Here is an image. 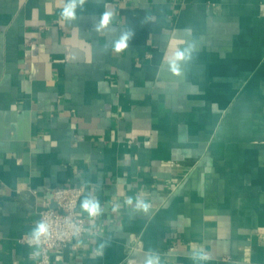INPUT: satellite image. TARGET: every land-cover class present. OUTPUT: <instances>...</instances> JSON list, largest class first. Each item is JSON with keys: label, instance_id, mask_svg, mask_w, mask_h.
I'll list each match as a JSON object with an SVG mask.
<instances>
[{"label": "crops", "instance_id": "0c3cea01", "mask_svg": "<svg viewBox=\"0 0 264 264\" xmlns=\"http://www.w3.org/2000/svg\"><path fill=\"white\" fill-rule=\"evenodd\" d=\"M66 2L0 0V264H36L54 186L88 230L53 264H264V0Z\"/></svg>", "mask_w": 264, "mask_h": 264}, {"label": "built area", "instance_id": "2783aa9c", "mask_svg": "<svg viewBox=\"0 0 264 264\" xmlns=\"http://www.w3.org/2000/svg\"><path fill=\"white\" fill-rule=\"evenodd\" d=\"M49 198L40 211V221L49 227V236L40 245L30 244L29 236L23 241L32 247L36 264H53V251L67 246L74 238L83 236L88 228L85 218L78 213L84 194L83 186H54L48 188Z\"/></svg>", "mask_w": 264, "mask_h": 264}, {"label": "clouds", "instance_id": "9594fccd", "mask_svg": "<svg viewBox=\"0 0 264 264\" xmlns=\"http://www.w3.org/2000/svg\"><path fill=\"white\" fill-rule=\"evenodd\" d=\"M86 2V0H67L65 3L61 15L62 17L68 21L71 22L76 18V8L77 6H83V4ZM112 20V13L111 12H104L98 22V24L95 26L97 31H100L102 29H107L110 22ZM134 33L131 31H125L121 34L118 40H116L113 45L111 46V51L115 54H121L125 52V50L129 47V41L133 38ZM184 58V52L183 51H177L175 53V60H181ZM136 209L139 211H143L145 213L148 212L150 205L147 203L143 198L136 197ZM133 198H129L127 203L132 204ZM81 209L86 212L91 217H96L100 215L103 212V207L98 199L92 198V197H86L81 202ZM49 227L48 225L43 221H39L35 228L32 229L29 242L30 244L34 245H40L42 242V239L47 238L49 236ZM105 248V244L101 243L99 247L94 250V255H100L102 254L103 250ZM192 259L194 261H207L211 259V256L207 252H196L193 254ZM146 264H160V258L158 255L150 257Z\"/></svg>", "mask_w": 264, "mask_h": 264}]
</instances>
